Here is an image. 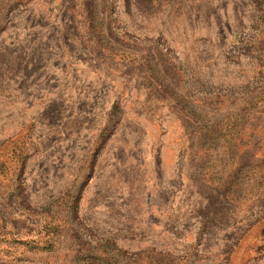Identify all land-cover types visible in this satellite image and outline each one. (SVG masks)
Masks as SVG:
<instances>
[{"label": "rangeland", "instance_id": "rangeland-1", "mask_svg": "<svg viewBox=\"0 0 264 264\" xmlns=\"http://www.w3.org/2000/svg\"><path fill=\"white\" fill-rule=\"evenodd\" d=\"M0 264H264V0H0Z\"/></svg>", "mask_w": 264, "mask_h": 264}]
</instances>
